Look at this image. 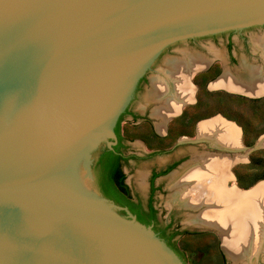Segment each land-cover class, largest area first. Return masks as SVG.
<instances>
[{"label": "water", "instance_id": "1", "mask_svg": "<svg viewBox=\"0 0 264 264\" xmlns=\"http://www.w3.org/2000/svg\"><path fill=\"white\" fill-rule=\"evenodd\" d=\"M228 31L237 60L264 50V0H0V264H209L175 213L183 257L119 213L92 165L146 74L133 105L146 94L166 118L170 85L232 62L227 36H209ZM123 128L145 148L147 123Z\"/></svg>", "mask_w": 264, "mask_h": 264}, {"label": "bare ground", "instance_id": "2", "mask_svg": "<svg viewBox=\"0 0 264 264\" xmlns=\"http://www.w3.org/2000/svg\"><path fill=\"white\" fill-rule=\"evenodd\" d=\"M259 53L264 61V50ZM242 68L240 77L227 72L214 86L248 95L264 94V68L245 63ZM191 90L189 79L170 85L167 114L188 102ZM199 136L212 148L232 151L234 155L198 153L172 175V184L179 188L173 201L183 207L198 208L199 214L190 217V223L215 228L235 263L252 264L264 251V182L249 190L235 183L227 185L233 178L230 164L241 157L236 155L241 133L234 124L221 117L211 119L201 123ZM260 143L264 145V138Z\"/></svg>", "mask_w": 264, "mask_h": 264}, {"label": "flooded vegetation", "instance_id": "3", "mask_svg": "<svg viewBox=\"0 0 264 264\" xmlns=\"http://www.w3.org/2000/svg\"><path fill=\"white\" fill-rule=\"evenodd\" d=\"M234 34H242L236 33L235 31H228L224 33H219L215 35H209L211 37L218 36H227V47L229 52L230 60L236 61L237 57L231 50V46L233 45V36ZM205 37V36H204ZM204 37H197L188 39L190 42L198 41ZM187 41V40H185ZM184 42V41H179ZM176 42L170 45V48L177 45ZM169 48V49H170ZM184 51L181 50L180 56L184 54ZM189 52V51H188ZM204 57V56H203ZM174 58V57H170ZM169 58V59H170ZM206 58V57H204ZM208 66L203 68V70H209L213 67L214 60L208 59ZM158 76L148 77L146 74L140 81L136 93L134 101L140 97L138 93L141 91L142 84L148 83V87H146V94L153 86V78ZM162 78V77H159ZM165 78V76H163ZM144 95V104H140L139 107H135L133 102L129 104L125 111L119 117L116 126L114 128L115 137L112 139L113 144L112 147H109L107 144H103L98 150L94 162L92 165V170L94 174V180L97 183V189L99 192L109 200H111L116 205L122 207L118 210L119 213L127 215L128 211H130L133 215L136 216L138 220V215L134 212L133 209L139 211L140 213H144L146 215L152 213L153 219L152 222L148 225L152 226L154 231L158 233L160 237H162L168 245H170L180 256L182 253L176 246L177 249L173 247L168 241V239L162 235L160 229H165L166 234L171 236V241L176 244L177 237L183 231L180 223H176L174 207L170 211L169 220L161 219V211L157 205V200L159 198V194L166 191L164 187L165 181H169V178L179 169L185 165L186 163L191 162L197 156L198 153L204 152V148L206 145V149L208 152H216L217 148L210 146V144L200 138L199 136V127L201 123L197 122L198 119L195 120L194 130L191 132V136L188 133L180 132L175 137H171V130L169 128V123L172 121L174 116H178L182 114V110L168 113L166 118L161 117L156 114V108L159 107L161 101L158 100H147ZM191 99V98H190ZM190 101V100H189ZM194 100L192 99L191 102ZM153 107V109H152ZM180 111V112H179ZM155 122L159 128L156 127ZM133 123L134 126L140 125L142 123H147L151 129L150 137H141V142L145 144V148L141 149V151H137L133 145H131L132 138L127 135L123 126L125 124ZM124 124V125H123ZM170 136V145H153L149 146L147 142L152 141L153 139H165ZM132 138V139H131ZM168 156L165 160L159 161L158 158L161 156ZM153 161L149 167H145L146 162ZM137 172H143L144 174V184L146 187L145 193L138 191L137 189H132L130 184L127 181L128 174H133ZM134 174V175H135ZM138 174V173H137ZM168 176V177H167ZM166 177V178H165ZM231 181V180H230ZM228 180L227 185L230 187ZM102 184H106L112 188V190L117 191L124 199L129 201L132 204V207L129 204H123L117 202L114 198L106 195L102 188ZM125 187H127L125 189ZM183 209H189L194 212L200 211L198 208L191 207H183ZM139 221V220H138ZM211 227V226H204ZM159 228V229H158Z\"/></svg>", "mask_w": 264, "mask_h": 264}, {"label": "rangeland", "instance_id": "4", "mask_svg": "<svg viewBox=\"0 0 264 264\" xmlns=\"http://www.w3.org/2000/svg\"><path fill=\"white\" fill-rule=\"evenodd\" d=\"M260 54L259 52L254 53L188 78L192 87L191 99L180 106L182 114L174 116L169 123L171 137H175L180 132H190L188 135L191 136L195 123H203L217 117H221L238 127L241 133V146L236 155L238 154V157L241 156L242 158L240 157L230 164V172L233 178L229 182V185L235 183L239 188L245 190L255 188L258 184L264 182V178H261L264 177V145L260 143L261 139L264 138V94L258 96L248 95L214 85L227 72L231 74L235 73V75L240 77L244 63L264 68V61ZM192 99L194 100L193 102H191ZM196 119L198 120L195 122ZM171 139L170 136L165 138L163 145H170ZM258 143L261 146H257ZM204 152H208L206 145ZM209 153L230 154L231 157L234 155L232 151L227 152V150ZM166 157L168 156H161V161L165 160ZM171 177L169 181H165L164 187L166 191L162 195L170 207H174L175 214L208 263L242 264L235 263L227 255L223 247L221 235L215 228L190 223L189 219H193L200 211L186 210L179 204L174 203L173 198L178 193L177 190L179 188L175 184H172L174 181ZM252 264H264V251L259 253L257 259Z\"/></svg>", "mask_w": 264, "mask_h": 264}, {"label": "trees", "instance_id": "5", "mask_svg": "<svg viewBox=\"0 0 264 264\" xmlns=\"http://www.w3.org/2000/svg\"><path fill=\"white\" fill-rule=\"evenodd\" d=\"M261 178H264V177H261ZM102 188H103V190H104V192L106 193L107 196L114 198L119 203L129 204L131 206V208H133L132 204L129 201H127L126 199H124L117 191L112 190V188L109 186V184L108 185L102 184ZM126 188L127 187H125V189ZM133 210L138 215V220L140 222H142V223H144L146 225H148V224H150L152 222V219L154 217L152 213L146 215L144 213H140L139 211H136L135 209H133ZM160 230H161L162 235L165 236L168 239L169 243L171 245H173V247L175 249H177L176 246H175L176 245L175 242L173 243L171 241V236L166 234L165 229H160ZM180 254H181V257H183V253H180Z\"/></svg>", "mask_w": 264, "mask_h": 264}]
</instances>
